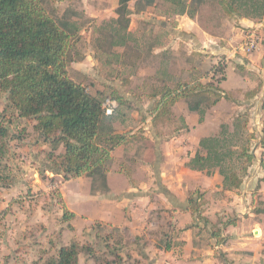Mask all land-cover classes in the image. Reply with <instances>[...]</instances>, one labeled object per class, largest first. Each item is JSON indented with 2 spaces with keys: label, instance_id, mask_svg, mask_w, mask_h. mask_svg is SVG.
<instances>
[{
  "label": "rangeland",
  "instance_id": "374dc122",
  "mask_svg": "<svg viewBox=\"0 0 264 264\" xmlns=\"http://www.w3.org/2000/svg\"><path fill=\"white\" fill-rule=\"evenodd\" d=\"M68 4L66 0H49L47 7L56 8L60 15L65 12L74 14L73 20H77L79 25V32L72 41L82 58L69 64V75L103 100H117L116 119L127 116L130 119V124L122 128V131L127 129L123 133L135 131L139 125L133 121L136 116L140 118L157 114L154 106L159 96L154 94H157L164 82L174 88L179 81L192 83L196 78L204 76L203 80L197 81L212 82L217 86L224 78V72L218 70L223 68V63H214L215 56L211 51L214 44L211 40L217 37V14L221 9L217 0H204L194 16L179 13L180 6L167 1L157 0L147 6L145 0H131L129 28L121 31L124 43H120L121 40L113 35L115 28L119 27L113 20L117 17L116 10L115 16L105 11V15L98 12V15L87 17L84 11L77 9L76 1L70 3L71 7ZM137 5L143 6L144 10L136 11ZM197 16L209 34L205 36L210 39L204 51L199 53H195V42L189 36L204 34L189 27L180 28L181 24L190 22L189 18L197 19ZM232 19L229 17L232 25L237 26V22ZM245 30L247 34L253 29ZM261 31H258L259 45L264 44V33ZM171 33L177 43L174 49H171L174 44L164 49L170 43ZM156 50L158 53H155ZM192 50L193 53L189 54ZM171 61L172 70L169 69ZM117 92L122 96L120 101L116 98ZM179 100L187 103L190 111H195L192 106L196 98ZM206 103H202L204 115H215L213 111L208 112L213 106L205 107ZM172 107L168 106L160 114L166 116L181 113L179 106L175 111ZM221 111L222 122L209 136H217L226 131L222 136L226 140L224 149L228 152L225 168L244 175L247 161L239 153L249 145L248 141L245 133L235 134V120H232L229 108L224 107ZM36 122L34 117L19 116L9 102L7 93L0 89V131L5 130L3 135L0 133V264H53L59 249L72 242L83 249L79 256L81 264H156L155 259L160 253L156 249L169 246L171 211L160 203L140 235L130 233L128 227H117L100 219L91 221L90 218L64 215L66 205L60 191L64 177L62 174L55 177V173L46 170L53 160L51 154H62L63 146H58L52 152L50 139H46L35 128ZM223 124L228 128H223ZM179 125L172 124L175 127ZM143 131L140 128L130 135L127 138L128 146L133 149L134 146L145 148L147 137ZM210 172L213 175L217 167L211 168ZM10 185L20 187L6 194L2 187L8 188ZM95 186L93 192L108 191L103 190L99 183ZM153 188L159 189L157 182ZM82 190L86 192V188ZM159 191L163 190L160 188ZM214 195L217 198V191ZM84 196H88V193ZM191 197H201L198 202L200 212H193L192 227L198 233L196 242L207 251L213 249L214 257L217 258V213L214 220L208 217L209 201L206 193L200 189L190 191L188 198ZM87 211L92 217L100 211L99 205L90 203Z\"/></svg>",
  "mask_w": 264,
  "mask_h": 264
},
{
  "label": "crops",
  "instance_id": "0c3cea01",
  "mask_svg": "<svg viewBox=\"0 0 264 264\" xmlns=\"http://www.w3.org/2000/svg\"><path fill=\"white\" fill-rule=\"evenodd\" d=\"M72 1L77 2V9L84 11L87 17L98 15V12L105 15V11L115 16L119 5V0H66L68 6ZM229 17L221 8L217 14V37L211 40L214 42L211 50L215 56L214 63L221 61L224 68L220 87L227 93V98L223 97L208 111L215 115L207 113L201 119L199 112L190 111L187 103L177 100L172 109L175 111L179 106L181 113L178 115L136 116L133 121L139 125L128 133V137L142 128L147 144L145 148L134 146L133 149L127 140L113 151V163L107 174V193L93 192V181L88 176L64 179L61 183L66 209L75 217L90 218L91 221L100 219L117 227H128L129 232L135 235H140L146 228L160 203L165 204V209L171 211V236L168 249H156L160 252L155 259L156 264H264V44L248 55L238 49L245 38L246 28H257L262 23L264 33V20L231 17L238 24L235 26ZM198 18H189L190 22L179 26L204 34L189 36L195 42V53L203 52L210 41ZM169 41L164 49L172 44L171 49H174L177 42L173 33ZM172 68L171 61L169 69ZM203 79L204 76L196 78L192 83ZM224 107L229 108L232 120L244 114L242 119L253 157L247 163L241 187L232 189L224 187V177L218 169L213 175H207L186 166L198 151L200 139L209 136L222 122L221 110ZM176 123L180 125L172 126ZM129 124L128 116L123 119L114 117V127L118 132H126L127 129L122 131V128ZM155 182L163 191L153 188ZM19 187L10 185L2 189L8 194ZM83 188L88 193L86 197ZM197 189L206 193L208 217L214 220L217 213L220 235H217V258L213 249L207 251L196 242L198 233L192 227L194 214L188 197L190 191ZM90 203H97L100 209L92 217L87 211Z\"/></svg>",
  "mask_w": 264,
  "mask_h": 264
},
{
  "label": "trees",
  "instance_id": "16d2710c",
  "mask_svg": "<svg viewBox=\"0 0 264 264\" xmlns=\"http://www.w3.org/2000/svg\"><path fill=\"white\" fill-rule=\"evenodd\" d=\"M130 1L119 0L117 17L113 19L119 26L113 35L121 40L120 43L125 41L121 31L128 30L130 24ZM156 1L145 0V4L150 6ZM163 1L180 6L181 14L194 16L204 0ZM48 2L0 0V89L7 93L9 102L19 116L36 119L35 128L46 139H50L52 152L58 146H63L62 154H51L53 160L46 170L62 174L66 180L88 176L93 181V190L96 189V183L103 190H108L107 174L113 163V151L127 141L128 133L116 130L115 114H105L102 97L70 77L69 64L82 58L72 41L79 32V25L73 20L74 14L65 12L60 15L56 8L47 7ZM217 3L230 17H251L261 21L264 16V0H217ZM142 10L144 7L137 5L136 11ZM218 70L224 72V68ZM158 90L160 92L154 94L159 96L154 106L156 117L162 116L160 113L168 106L172 107L179 98L194 97L196 102L192 109L199 112L202 119L204 102L211 101L205 105L209 108L223 97L227 98V93L220 85L215 86L212 82L179 81L174 88L164 82ZM116 98L122 100L119 92ZM243 116L240 114L235 118L234 131L235 134L245 133L246 141H249ZM224 127L228 128L226 124H223ZM0 133L3 135L5 130L2 129ZM225 133L223 131L217 136L201 138L198 151L186 166L208 175L211 174V168L217 167L224 177L225 188H239L244 175L225 168L228 156L224 149L226 140L222 138ZM239 155L245 157L247 163L253 159L248 146ZM200 198H189L194 214L200 212ZM64 215L75 217L67 209ZM217 232L215 236L219 237ZM81 250L76 242L64 245L59 249L53 264H81Z\"/></svg>",
  "mask_w": 264,
  "mask_h": 264
},
{
  "label": "built area",
  "instance_id": "2783aa9c",
  "mask_svg": "<svg viewBox=\"0 0 264 264\" xmlns=\"http://www.w3.org/2000/svg\"><path fill=\"white\" fill-rule=\"evenodd\" d=\"M261 26H262V23H261ZM261 26L257 28H253V30L249 31L245 35V38L242 44L238 48L242 53L248 55V54H252L258 49L259 44H260V37H258V33H259L258 31L262 30ZM103 107L105 110V114L107 116H113L116 113V110L118 108V102L116 99L106 98L103 102Z\"/></svg>",
  "mask_w": 264,
  "mask_h": 264
}]
</instances>
